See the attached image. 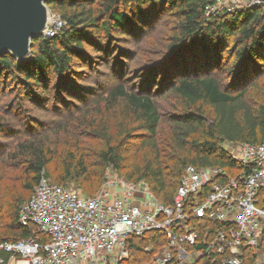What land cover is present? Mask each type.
<instances>
[{"label": "trees", "instance_id": "trees-1", "mask_svg": "<svg viewBox=\"0 0 264 264\" xmlns=\"http://www.w3.org/2000/svg\"><path fill=\"white\" fill-rule=\"evenodd\" d=\"M210 1L45 0L47 6L61 13L65 25L53 36L32 39L31 45L36 41L37 48L24 60L9 52L0 56V75L18 73L17 83L27 99L45 97L52 78L57 95L77 92L72 78L74 59H88L84 44L105 49L108 42L100 44L103 37L145 28L167 9L177 30L167 46L166 59L145 66L153 72L149 69L145 74L144 86L157 80L158 95L171 99L172 111L166 118L170 137L167 142L158 138L162 114L150 91L144 87L127 90L119 84L108 90L103 105L94 107L110 113L109 117L103 114L110 124L101 122L91 132L104 140V147L92 148L75 139L63 151L58 140L46 134L18 141L9 154L17 173L0 182V242L32 234L33 227L20 224L19 210L42 177L62 186L74 183L84 194L93 196L111 167L124 171L127 180L144 181L163 204H171L187 165L220 168L230 176L242 164L223 143L264 142V102L256 107L247 102L253 85L261 86L264 101L263 6L206 16ZM227 49L233 58L225 66L229 81L222 83L214 71L223 69ZM130 142L133 148L124 145ZM143 151L145 157L138 158ZM128 153L135 157L131 166L126 164ZM166 242L162 230L131 235L127 239L129 254L118 264H144ZM201 247L202 243L196 245ZM245 253L243 264H254L250 250ZM10 256L0 249L4 263ZM189 264L220 262L201 258Z\"/></svg>", "mask_w": 264, "mask_h": 264}, {"label": "built area", "instance_id": "built-area-1", "mask_svg": "<svg viewBox=\"0 0 264 264\" xmlns=\"http://www.w3.org/2000/svg\"><path fill=\"white\" fill-rule=\"evenodd\" d=\"M256 5L264 11L260 0H211L205 14ZM64 25L49 14L41 36H53ZM239 149L240 156H233L242 167L230 176L220 168L187 165L171 204H163L142 180H105L88 196L42 177L19 210L20 224L33 232L0 242L11 254L0 264H118L129 254L128 237L152 230L164 231L167 242L144 264L201 258L243 264L246 250L254 264H264V142ZM198 243L203 247L196 248Z\"/></svg>", "mask_w": 264, "mask_h": 264}, {"label": "rangeland", "instance_id": "rangeland-1", "mask_svg": "<svg viewBox=\"0 0 264 264\" xmlns=\"http://www.w3.org/2000/svg\"><path fill=\"white\" fill-rule=\"evenodd\" d=\"M46 7L48 15L55 14L61 17L58 10L47 5ZM151 22L145 28L126 30L122 34L115 35L116 37H112L113 34L110 38L103 37L100 44L108 42L105 49L84 44L88 59H74L72 78L77 84L74 87L77 92L63 91L61 95H57L54 90L55 80L52 78L51 81L49 80V88L45 97L41 96V100L27 99L22 85L17 83L19 81L15 74L18 73L0 75V182L8 181L9 177L17 173L9 154L18 141L32 135L39 137L46 134L51 138H56L63 151V148L75 139L87 142L92 148L104 147V140L98 138L96 132L93 134L91 132H94V126L101 122L110 124L111 120L105 118V116L109 117L110 113L106 110L94 109V107L97 104L103 105L102 99L108 90L119 84L127 90L139 91L141 87H144L150 91L151 97L156 100L162 114L158 138L166 142L169 140L171 129L166 118L172 111L171 99L158 95L157 80L150 86H144V80L145 74L153 72L145 66H155L166 59L164 56L167 46L177 30V24L174 18L168 15L167 9L164 15H159ZM230 43L231 39L229 45ZM36 48L37 42L35 41L30 47V53H33ZM223 56L225 65L222 62L223 69L214 71V74L220 82L227 83L229 78L225 66L233 56L228 53V49ZM260 87L253 85L249 88L247 102L252 107L264 102L261 99ZM91 122L93 125L90 124ZM110 138L113 137L110 135ZM124 145L129 148L134 147V143L131 142ZM222 146L232 155L240 156L238 144L225 142ZM137 156L138 158L145 157V151L138 153ZM134 159L133 153H128L126 164L133 165ZM123 172L109 167L106 169L105 178L106 180L124 178ZM66 187L80 189L71 182H68ZM9 264H15V261L10 260Z\"/></svg>", "mask_w": 264, "mask_h": 264}, {"label": "water", "instance_id": "water-1", "mask_svg": "<svg viewBox=\"0 0 264 264\" xmlns=\"http://www.w3.org/2000/svg\"><path fill=\"white\" fill-rule=\"evenodd\" d=\"M47 19L45 0H0V56L9 52L18 60L26 59L32 39L42 35Z\"/></svg>", "mask_w": 264, "mask_h": 264}]
</instances>
